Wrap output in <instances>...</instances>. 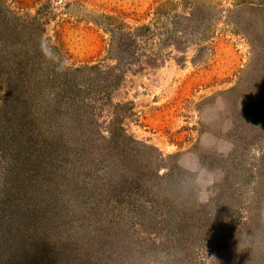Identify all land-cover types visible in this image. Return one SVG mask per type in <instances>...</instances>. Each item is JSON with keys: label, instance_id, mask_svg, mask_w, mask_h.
I'll return each mask as SVG.
<instances>
[{"label": "rangeland", "instance_id": "rangeland-1", "mask_svg": "<svg viewBox=\"0 0 264 264\" xmlns=\"http://www.w3.org/2000/svg\"><path fill=\"white\" fill-rule=\"evenodd\" d=\"M0 10L4 244L32 235L47 264H264V0ZM141 25L126 63L118 37Z\"/></svg>", "mask_w": 264, "mask_h": 264}, {"label": "trees", "instance_id": "trees-1", "mask_svg": "<svg viewBox=\"0 0 264 264\" xmlns=\"http://www.w3.org/2000/svg\"><path fill=\"white\" fill-rule=\"evenodd\" d=\"M210 9H206L204 7H201L200 5L195 6L191 13L188 16L189 21H192V25L195 28H199L198 26L200 24H203L202 20H204L206 15V12ZM213 10V9H212ZM2 12V10H0ZM203 13V14H202ZM1 19V18H0ZM234 20V19H233ZM237 20V19H235ZM234 24L237 26H240L239 21H235ZM1 22V21H0ZM149 29L147 25H141L139 27H136L134 31H126L125 33H122L121 36L118 37V50L120 53V56H117L120 60L124 59L126 63H129L133 60L136 61L134 57V46L136 44V40L145 35L146 31ZM5 31V28L0 24V40L3 38V33ZM139 36V37H138ZM19 65L17 68H20ZM25 65L21 68H24ZM24 73V71H23ZM121 121V118H114L111 121V124L109 126L108 132L110 133V137H118L123 136L126 137L123 128L118 122ZM7 235L12 237L11 240H14L15 237L18 236V239H20L17 243L14 244H4L3 237L0 238V264H47L41 262V258L38 255L41 245L39 244V240L37 238H31L32 235L26 234L24 236L23 234L17 235L15 231H10L9 229L6 231ZM17 239V240H18ZM49 264H53L49 262Z\"/></svg>", "mask_w": 264, "mask_h": 264}]
</instances>
